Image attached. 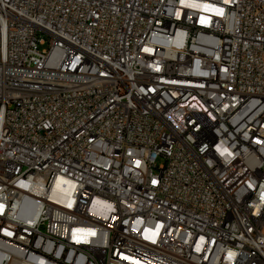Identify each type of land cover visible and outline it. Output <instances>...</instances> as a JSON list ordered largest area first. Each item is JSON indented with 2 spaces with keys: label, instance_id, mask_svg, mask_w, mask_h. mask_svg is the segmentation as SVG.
I'll use <instances>...</instances> for the list:
<instances>
[{
  "label": "built area",
  "instance_id": "built-area-1",
  "mask_svg": "<svg viewBox=\"0 0 264 264\" xmlns=\"http://www.w3.org/2000/svg\"><path fill=\"white\" fill-rule=\"evenodd\" d=\"M0 264H264V0H0Z\"/></svg>",
  "mask_w": 264,
  "mask_h": 264
},
{
  "label": "rangeland",
  "instance_id": "rangeland-1",
  "mask_svg": "<svg viewBox=\"0 0 264 264\" xmlns=\"http://www.w3.org/2000/svg\"><path fill=\"white\" fill-rule=\"evenodd\" d=\"M47 47V44L46 45H40V49H43V48H46ZM163 163V159L162 158H159L157 160V165H160Z\"/></svg>",
  "mask_w": 264,
  "mask_h": 264
}]
</instances>
